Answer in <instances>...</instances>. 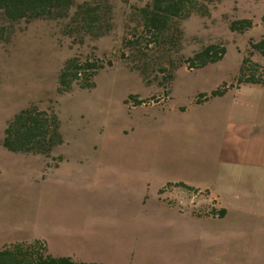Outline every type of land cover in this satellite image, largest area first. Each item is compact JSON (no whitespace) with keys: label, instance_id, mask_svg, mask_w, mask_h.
I'll return each mask as SVG.
<instances>
[{"label":"rangeland","instance_id":"rangeland-1","mask_svg":"<svg viewBox=\"0 0 264 264\" xmlns=\"http://www.w3.org/2000/svg\"><path fill=\"white\" fill-rule=\"evenodd\" d=\"M110 1L114 26L101 38L79 44L64 31L67 19H36L0 42V248L42 240L53 256L104 264H264V171L227 176L210 162L217 114L263 105L235 87L250 40L264 35V0H199L209 12L178 20V46L146 52V76L129 68L139 57L123 39L136 26L133 7L150 0ZM240 18L253 27L232 32L229 22ZM210 43L226 47L223 58L189 69L185 59ZM73 56L105 67L94 87L61 93L58 74ZM250 57L264 75V57ZM174 64L166 79L159 66ZM33 104L60 120L63 143L48 156L2 143L7 121ZM249 179L259 182L247 188L250 198L225 219L211 217L212 189Z\"/></svg>","mask_w":264,"mask_h":264},{"label":"trees","instance_id":"trees-1","mask_svg":"<svg viewBox=\"0 0 264 264\" xmlns=\"http://www.w3.org/2000/svg\"><path fill=\"white\" fill-rule=\"evenodd\" d=\"M75 0H0V42H9L16 32V26L21 21L30 22L36 19L68 20L64 31L79 44L86 37L98 39L110 32L114 26V11L110 0H89L79 3L75 9ZM194 11L203 16L209 11L205 5H199V0H150L143 6L133 7V18L136 26L129 37H124L123 46L135 54L137 61L131 63V70L147 75V51L157 50L165 44L174 47L180 44L182 31L178 20L187 19ZM264 22V15L262 17ZM253 27L249 18L234 19L229 22L232 32L244 33ZM251 50L242 61L237 85L261 84L264 78L261 64L252 61L253 50L264 57V35L257 41L250 40ZM226 47L219 43H210L185 59L189 69L204 67L221 60ZM122 60L131 57L121 54ZM140 62H143L140 64ZM129 64V62H128ZM111 66L112 62L108 61ZM142 65V66H141ZM171 69L159 66L167 72L166 79H173L174 71L179 65H171ZM105 67L99 59L78 56L68 58L58 74V90L61 93L70 92L74 86L81 89L94 87L93 78ZM226 87L219 88L211 96L222 94ZM204 97L202 102L207 100ZM142 103L141 100H138ZM3 146L15 153L43 154L48 156L53 149L63 143L60 132V120L53 109H40L30 105L19 110L9 119L4 128ZM63 156L60 157L62 161ZM0 264H99L96 262H78L70 256H53L43 241H17L5 244L0 248Z\"/></svg>","mask_w":264,"mask_h":264},{"label":"crops","instance_id":"crops-1","mask_svg":"<svg viewBox=\"0 0 264 264\" xmlns=\"http://www.w3.org/2000/svg\"><path fill=\"white\" fill-rule=\"evenodd\" d=\"M242 88H249L258 100L262 99L263 105L259 107L260 104L256 105V102L245 103L231 110L222 109L217 114L215 120L220 130L210 138V162L215 161L216 166L222 167L227 176L232 175L234 170L248 169L252 173L264 171V86L246 83L235 87L238 90ZM258 183L257 180L249 179L221 184L219 190L212 189L209 199L211 217L227 218L234 210L233 204L245 203L250 198L252 192L246 191L247 188ZM259 202L264 205V193Z\"/></svg>","mask_w":264,"mask_h":264},{"label":"built area","instance_id":"built-area-1","mask_svg":"<svg viewBox=\"0 0 264 264\" xmlns=\"http://www.w3.org/2000/svg\"><path fill=\"white\" fill-rule=\"evenodd\" d=\"M217 214V213H216ZM218 215V214H217Z\"/></svg>","mask_w":264,"mask_h":264}]
</instances>
